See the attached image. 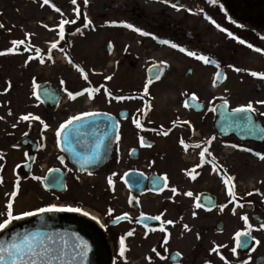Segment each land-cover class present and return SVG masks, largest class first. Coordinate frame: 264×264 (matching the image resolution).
I'll list each match as a JSON object with an SVG mask.
<instances>
[{"label":"flooded vegetation","instance_id":"flooded-vegetation-1","mask_svg":"<svg viewBox=\"0 0 264 264\" xmlns=\"http://www.w3.org/2000/svg\"><path fill=\"white\" fill-rule=\"evenodd\" d=\"M22 1L32 3L35 13H40V11L45 13V18H38L33 23L54 32L55 36L50 40L49 45L54 41H59V43L57 48L52 50V57L59 51L63 58L61 62L65 67L74 68L71 71L75 72L78 69L74 65L85 67L88 79L85 80L81 74L77 75V78L71 79L63 75L49 76L43 71L42 74L34 72L28 74L29 90L26 105L14 106L6 112L7 114L11 113L10 117L13 115L15 120L0 122V177L3 178V183H0V213L5 212L9 199L14 201L13 213L15 215L24 211H35L37 208L50 204L60 205L54 200V197L62 198V196L72 193L73 203L65 205L81 207L83 211L90 214L87 216L90 219L93 212L99 211V217L94 221L104 227L113 254V264H134L131 263L128 256V250L123 258L119 257V239L129 230H134L130 237L136 238L142 228L155 229L151 232L160 238L155 245L156 252L159 253L160 264L163 260L169 264H205V262L217 264L213 257L221 258L218 251H211L199 259L193 255L187 257L177 250L167 252L165 249H160L165 236V232L159 230L161 221H154L146 227V224L141 221L140 214L155 216L164 213L161 218L163 221L167 214L166 211H168V205H173L176 209H180V207L190 209V205L188 208H184L181 204L176 203V198L180 197L183 188L188 187L187 184H193L194 181L197 182L201 179L205 180L207 187L199 190L197 197L194 194L188 197H191L190 199L196 204L200 193L216 196L217 201L214 208L207 210L199 207L206 213H213L215 208L222 204L219 194L222 193L221 188L226 185L224 181L227 176L233 177L234 182L235 179H238V153L258 158L253 153L264 154V139L262 141H241L233 134H219L214 126V118L216 107L223 102V99L219 101L211 98L204 100L201 96L196 95L197 100L204 104V108L199 106L197 108L184 107L185 101L193 94L192 92L188 93L193 82V65H188L183 71L181 69L180 74L176 73L175 66L177 64L169 63L165 58L162 61L166 63L151 62L147 66L142 65L140 68L142 80L134 81L129 88L127 81L119 82L115 79V67L120 69L121 65L127 62L130 69H138L136 62L138 60L115 59L111 53L115 49L125 50L145 46L146 40L167 39L187 50L202 51L204 55L211 46H214L218 51L238 50V48L250 49L259 63L264 64V15L246 20L247 16L242 14L238 8L228 10L223 0H217L218 3H209L208 0H168V2H162V0H88L86 5L84 0H77L75 5L71 3V0H49V4L43 7L41 6L43 0H13L15 5ZM147 1L159 4V10H145L144 6ZM91 2H94L93 12L89 9ZM173 3L177 5V8L171 6ZM53 5L59 7L61 11L56 12ZM221 7L226 9L225 12ZM75 9L79 10L80 17L76 20V24L65 26L64 39L61 40L58 36L59 22L61 19H75L77 15ZM85 15L91 21L88 27L83 26ZM206 17H210L215 22L219 20L224 23L223 25L219 24L220 28L215 29L216 33L213 39L216 42L214 43L209 28L210 20ZM21 19H24V16ZM112 21L117 23L113 25ZM120 22L131 23L152 35L141 36L131 29L120 26ZM242 24L248 26L245 27ZM44 25L48 27L46 28ZM77 28H80V32L76 31ZM221 28L225 31H221ZM25 32L35 33L31 27ZM228 32L245 40V44H240L238 40L229 37ZM128 33L133 35V42L125 38ZM152 36H156L158 39L154 40ZM31 38L28 37V41L33 46L39 47L35 41L33 42L37 45L32 43ZM137 39L140 41H136ZM85 40L91 41V45L95 49L104 51L103 60L90 65L91 73L86 68L88 65L84 64L86 59L81 57L78 52ZM109 42H111V46H109ZM248 44H252L253 47L249 48ZM160 45L163 47L162 49L171 48L169 45ZM84 47L86 48V46ZM257 47L261 48V52L254 50ZM49 48L50 46L48 50ZM60 48H63V51H60ZM21 49L26 53L27 59L30 55H35L34 52L25 51L24 46H21ZM48 50L41 49L46 59ZM58 59L60 58L53 57L52 62L56 63ZM35 60H27L28 65L30 66ZM69 60L72 62L69 63ZM152 66L161 68L160 79L149 84L148 95L145 96L143 88L150 80L148 70ZM208 66L206 65V67ZM174 68L175 73H173ZM188 69L190 72L187 74ZM220 69L226 71V65L221 66ZM64 70L66 71V68ZM106 76H111L112 79L105 80ZM61 80L65 82L63 85ZM79 80L81 82L84 80L85 84H80ZM260 80L258 77H254L252 80L255 82L254 90L258 94H262L264 90L263 84H258ZM164 81L168 83L166 87L162 86ZM33 82L37 87L41 86L42 98L39 100L33 95ZM225 83L226 81L220 86L215 84V88L222 89ZM100 86H103L101 92L96 95L94 100L87 99L86 94L76 100H70L65 91L67 89L77 92L83 88ZM104 88L110 91L113 96H131L134 99L117 101L105 96ZM168 91H170V99H167L166 96ZM255 101L258 100H254L253 103L257 111L253 113L264 126V117L260 115V112H264V105L256 104ZM116 104L119 105L117 109L115 108ZM246 104L244 102L233 105L229 101V108L233 109ZM137 109H143L147 115L138 112ZM122 110L128 112L124 119L119 116ZM84 111L105 112L120 121V139L114 143L108 163L100 169L88 173H80L71 167L66 155L60 151L57 145L55 134L61 123ZM28 113L39 116L48 127L45 128L36 120L23 121L20 119L21 116ZM212 117L213 120H211ZM137 118L141 120L144 128L157 131L137 129L132 123V120ZM163 131H168L169 134L167 136L158 134ZM141 136L144 137L146 143H150L152 146H141L139 142ZM213 137L214 139H212ZM181 139L189 145L186 150L179 142ZM208 141L210 143H207ZM197 144L200 145V148L195 147ZM232 145L238 147L234 148ZM248 145L250 146L248 147ZM205 147L208 148L211 156H206L205 161L202 162L199 152ZM243 148H250L252 152H245L242 150ZM213 159L216 162L215 165L212 163ZM245 160V164H248L249 159ZM197 165L201 166L197 167ZM51 170H57L58 174H64L65 190L60 192L43 186V179ZM114 172L117 174L112 177L114 187H109L107 178ZM165 176L167 177L166 181L163 179ZM192 176H196V179L193 180ZM33 177H40V180L33 179ZM136 177L141 178V192L131 187ZM153 177L160 178L163 184H153ZM177 177L180 182L176 181ZM17 179H19V192L15 198H12L10 194L15 190L14 185ZM181 179L185 181V184ZM35 184L41 188L44 197L39 192H35ZM235 184L237 185V180ZM172 187L177 189V194L174 195L171 192ZM147 194L158 198L156 205L159 210L156 212L146 211L145 196ZM121 196H124L125 199ZM50 197L53 198L50 199ZM35 204L37 205L35 206ZM97 204L100 206L98 207ZM110 208L113 210L111 216L108 214ZM123 213H128L130 219L116 223L114 218ZM250 216L254 224L250 229L244 227L240 231L250 232L252 242L246 250L238 247L236 264H244L245 261L247 264H258V257H264V253L257 254L256 252V237L259 235L258 231L263 230L260 228V224L264 223V205L260 206L257 211H252ZM4 218V215H0V222ZM138 220L140 222H137ZM16 221L18 220L12 221L11 224ZM220 224H222L221 228ZM216 228L222 231L224 223L219 221ZM130 237H126V240ZM177 252L180 255L173 258V254ZM200 252L205 253L203 250ZM152 254L151 250L144 258L151 259Z\"/></svg>","mask_w":264,"mask_h":264},{"label":"rangeland","instance_id":"rangeland-1","mask_svg":"<svg viewBox=\"0 0 264 264\" xmlns=\"http://www.w3.org/2000/svg\"><path fill=\"white\" fill-rule=\"evenodd\" d=\"M27 2L28 1H22L15 5L13 0H0V23H3L5 26L3 29H0V51L11 47L10 41L13 39H25V30L29 27L35 32L31 33L34 35L30 36V38L32 37V43H37L39 48L45 49V51L48 50V47L50 46L49 42L55 36L54 32L46 30L33 23V21L38 18H45V13L41 11L40 13H35V8L32 3ZM144 7L145 10H159L160 8L159 4L152 1H147ZM94 8V2H91L89 9L93 12ZM23 16L24 19H21ZM217 24L223 25L224 23L216 20L215 24L211 22L209 24L213 43L216 42L213 37L216 33L215 29L217 28ZM8 29H11V31ZM125 38L130 42L134 41L132 34L128 33ZM136 41H140V39H137ZM146 41L147 44L145 46L127 48L125 50L115 49L111 53V56L115 57V59L138 60L136 61L138 69H130L127 62L121 65L120 69L117 66L115 67V79L119 82L122 80L127 81V86L129 88H131L134 81L140 82L142 80V72H140L142 65L147 66V64L151 62H161L162 59L165 58L169 63L174 65L177 64L175 68L176 73L178 74H180L181 69L183 71L188 65L194 66L193 82L188 93H195V95L201 96L204 100L209 98L216 101L227 99L233 105L236 103H248L249 101L254 103V100H264V90L262 91V94L255 92V82L252 81L254 77L250 75L252 71L264 72V64L259 63L250 49L238 48V50L218 51L214 46H211L205 51V54L219 64V68H217L215 64H205L202 61H198L195 58L186 55V53H181L178 49H162L163 47L156 40L152 41V39H150ZM84 46H86V48ZM21 50L20 47L15 53L0 55V117H2L0 122L15 120L13 115L10 117L6 112L14 106L26 105L29 90V84L27 82L28 74H31L32 72L42 74L41 72L43 71L44 74L49 76L63 75L68 79L73 77L77 78V75L81 74L77 69V72L71 71L74 68H68L63 65L61 62L63 58L60 56L61 53L59 51H57L56 54H53L54 58H60L56 63L45 58L44 64H40L38 60H35L29 66L28 63H25V61L28 60L26 53ZM19 51L20 53H18ZM78 52H80L81 57L86 59L87 64L86 62H84V64L86 66L88 65L86 68L90 73V69L92 68L90 65H92L93 62L98 63L102 61L104 56L103 50L95 49L93 45H91V41L87 40L82 42ZM195 52L204 55L202 51ZM206 65L209 66L206 67ZM223 65H226V83L224 88L216 89L215 86H213V81L216 79V74ZM229 65L232 67H229ZM64 68H66V71ZM175 68L173 73H175ZM235 68H240L242 71L237 72L234 70ZM83 69L85 72V67H83ZM260 81L258 84L262 83L264 87V79H261ZM79 83L85 84V81L83 80L81 82L79 80ZM167 84L168 83L164 81L162 86L166 87ZM5 89H7V91H5ZM176 95L178 94L176 93ZM166 96L167 99L171 98L170 91L166 93ZM118 107L119 105L116 104L115 108L117 109ZM211 120H213V117ZM249 146L250 145H248V147ZM246 158L249 159L248 164H245ZM236 180L237 185L235 184ZM176 181L180 182L178 181V177ZM181 181L185 184L183 179H181ZM235 182L233 179L229 184L225 185L224 188H221L222 193L219 194L222 201L221 205H227V207H225L222 212L219 210L220 206L216 207L213 213H206L200 208H197L195 206V201L190 199L191 197H188V195H185L187 191H191V193L197 197V192L204 187H207L205 180L201 179L197 182L194 181L193 184H187L188 187L183 188L180 197L176 198V203L181 204L184 208H188L190 205V209H182L181 207L180 209H176L173 205H168L165 220H173L174 223L164 226L166 229L165 235L167 234L169 239L167 243L163 241L160 249H165L167 252L177 250L187 257L193 255L202 259V255L210 253L213 248H216L219 252L218 255L224 257L223 260L220 257H213L217 264H226V262L227 264H236L235 262L236 260L238 261V254L237 252L233 254L231 249L236 247L235 233L246 227L245 222L241 217L247 215L249 218L248 223L252 226L254 223L250 218V213L252 211H257L258 201L264 204V160L252 157L251 155L238 153V179H235ZM231 184L235 185L236 200H233L230 203L229 201L232 198L227 195V189ZM35 192H39V194L44 197L41 188L37 184H35ZM248 193H251V195H248ZM72 197V193H69L62 196V198L55 196L54 200L59 204H70L74 201L72 200ZM121 197L125 199L124 196ZM51 198L53 197H50V199ZM59 200L64 201L60 202ZM251 200L254 204L249 205L248 201L251 202ZM157 202L158 198L147 194L145 196L146 211L156 212V210H159L156 205ZM239 202H241L240 205H243V207L238 205ZM37 204H35V206ZM97 205L98 207L100 206L99 204ZM233 209H235V214H233ZM193 212L196 213L195 216L192 215ZM219 221L224 223L222 231L216 228ZM185 224L188 225L187 230L183 227ZM137 234L138 236H136V238L130 237L128 240H125L131 263L160 264V259L156 251L153 252L151 259L144 258L149 251L155 248L157 241L160 240L158 235H155L151 230H146L144 228L140 229V232ZM258 234L256 240H259L260 243L256 247L257 254L264 253V229L259 230ZM200 250L205 251V253H201ZM161 264L169 263L163 260Z\"/></svg>","mask_w":264,"mask_h":264},{"label":"snow or ice","instance_id":"snow-or-ice-1","mask_svg":"<svg viewBox=\"0 0 264 264\" xmlns=\"http://www.w3.org/2000/svg\"><path fill=\"white\" fill-rule=\"evenodd\" d=\"M88 0H84L85 5L87 4ZM162 2H168V0H162ZM209 3H215L216 0H208ZM71 3L75 5L77 3V0H71ZM49 0H43V4L41 5L42 7L44 5H48ZM173 8H177V5L175 3L171 4ZM182 6V5H181ZM53 7H55L53 5ZM56 12H60L59 7H55ZM77 15L75 19H61L58 25L59 32L58 36L62 40L64 39L65 35V26L66 25H74L76 24V20L79 19L80 13L78 9H75ZM207 19L210 20L211 23L215 24L214 20H211L210 17H206ZM85 23L84 27H88L91 24V21L88 20L87 16L85 15L84 17ZM113 25H115L117 22L112 21L111 22ZM120 26H123L125 28L131 29L137 33H139L141 36H149L152 35L147 31H143L139 27H135L133 24L128 23V22H120ZM5 26L3 23H0V29H3ZM44 27H48L47 25H44ZM217 28H220V26L217 24ZM11 31V29H8ZM221 31H225V29L221 28ZM77 32H80V28L76 29ZM31 33H25V39H13L10 41L11 47L0 51V55H6L9 53H15L17 52L21 46H24L25 51H31L34 52L35 55H30L28 57V60L36 59L39 61L40 64L45 63V54H42L41 49L39 47L33 46L29 41L28 37H30ZM227 35L231 37L234 40H238L240 44H245V40L239 39L236 37L232 32H228ZM153 39H158L156 36H152ZM158 42L162 45H169L173 49H178L181 53H186V55L195 58L198 61H202L205 64H215L217 68H219V64L216 63L215 60L210 59V57L202 54H197L195 51H190L185 49L184 47L179 46L176 43H172L167 39H158ZM59 41H54L51 43L50 48L48 50L47 55V60L51 61L53 59L52 57V50L56 49L58 46ZM109 46H111V42H109ZM249 48H252V44L247 45ZM256 52H261V48L257 47L254 49ZM60 51H63V48H60ZM72 61L69 60V63ZM27 63V61H25ZM161 63H166L164 61H161ZM77 67L78 71L81 72V75L85 80L88 79L87 74L84 72V69L81 68L79 65H74ZM229 67H232L229 65ZM237 72L242 71L240 68H235L234 69ZM220 73L218 72L216 74L217 78L220 77ZM251 76L253 77H258L260 79H264V72H256L252 71L250 73ZM105 80H111V76H106L104 77ZM155 79L158 80L160 79V74L157 72ZM153 81L149 80L143 88L144 95H148V88L149 84H151ZM65 82L61 80V84L63 85ZM216 80L213 81V86H215ZM10 86V85H9ZM37 85L35 82H33V95L36 96V99L39 100L40 97L36 94L35 88ZM100 87H87L83 88L80 91L77 92H72L68 91L65 89L67 96L70 100H76L78 97L84 96L86 94L87 99L89 100H94L96 95L101 92ZM7 91V89H5ZM47 94V93H46ZM104 95L107 97H110L112 99H115L117 101H122L126 99H134V97L131 96H123V95H116L113 96L110 91H108L106 88H104ZM192 100H196L197 97L195 93H193L190 97ZM256 104L264 105V100H258L255 101ZM229 104V101L227 99H223V105L224 108L227 109ZM184 107H190V104L185 101ZM198 107V105H197ZM138 112H141L144 115H147V112L144 111L143 109H137ZM213 111L215 109L213 108ZM257 109L254 107V104L252 101H249L246 105H241L237 108L231 109V111H224L222 112V116L224 117L225 120L233 122V123H243V127L248 129L250 132L256 130V126L252 122V118L250 113L256 112ZM11 114V113H9ZM238 114H244L243 116H239ZM97 115H102V113L99 112H91V111H84L81 112L77 115L69 117L66 121L61 123L59 127L56 129V137H57V145L59 146L61 143V139L66 141L69 145L68 150L73 153L74 156H77L78 159H82L83 164H90V163H95L97 160L101 158V149L104 147L103 144V139L98 140L95 145L93 146L91 153L88 155L80 156V154L76 153L72 144V139H70L71 132L66 130L70 129L71 126L74 124L77 125L76 131L79 132V127H83L85 125L79 124V122L87 120L89 117L97 116ZM261 116H264V112H260ZM2 119V117H0ZM21 120L23 121H29V120H36L39 121L41 124L44 125L45 128L48 127L47 124H44V121L41 120L39 116H34L32 113H28L26 115H23L20 117ZM132 123L135 125L137 129H140L141 131H157L156 129H147L143 127V124L140 119H133ZM15 127V125H13ZM117 128H119V124L116 125ZM170 131V130H169ZM261 133H264V129L259 130ZM158 134H162L164 136H167L169 134L168 131H163L158 132ZM264 138V137H262ZM117 141L120 139L119 135L117 134L116 136ZM214 139V137L212 138ZM139 142L141 146L143 147H151L152 145L150 143H146L145 139L143 136L139 137ZM180 144L185 148V150L189 147V145L185 144L184 140L181 139ZM207 143H210L208 141ZM196 148H200V145L197 144L195 145ZM232 147H238L237 145H232ZM245 152H252V149L250 148H243L242 149ZM255 156H257L259 159L264 160V154H261L260 152H254L253 153ZM199 156L202 162L205 161L206 156H211V153L209 152L208 148L205 147L202 151L199 152ZM61 163H63V160H61ZM212 163L215 165V160H212ZM201 165H197V167H200ZM91 174V173H89ZM117 175L115 172L111 174L107 178V183L109 187H114V182L112 177ZM127 175V174H125ZM193 180L196 179V176L191 177ZM33 179L40 180V177H33ZM165 181L167 180V177L165 176L163 178ZM234 179L233 177H228L225 179V184H229V182ZM160 178H155L153 179L152 183L157 184ZM139 182V181H138ZM0 183H3V178L0 177ZM15 190L11 192V197L15 198L18 195L19 192V179H17L15 185H14ZM171 192L175 195L177 194V189L175 187L171 188ZM6 195H8L6 193ZM185 195L191 196L192 193L188 192L185 193ZM227 195L232 198L229 202L231 203L233 200H235V185L231 184L228 189H227ZM248 195H251V193H248ZM13 199H9L6 204V209L4 213H0V215H4L5 218L0 222V230L6 229L14 220H19L23 217H31L35 216L38 213H48V212H69V213H80L84 216H89L90 214L87 211H83L81 207L78 206H72V205H56V204H50L45 207H40L35 209V211H24L19 214L13 213ZM197 208L201 207L199 203L195 205ZM227 207V205H220L219 210L222 212L224 208ZM240 207H243V205H240ZM112 209L110 208L108 210L109 216H111ZM233 214H235V209L232 210ZM164 213H160L159 215L155 216H147L144 213H141L140 216L143 220H150V221H161V226H160V231L161 232H166V229L164 225H171L174 223L173 220H163L162 221V216ZM193 216L196 215L195 212L192 213ZM91 219L97 220L96 216H92ZM117 222L120 220H129L130 217L128 213H123L121 216H116L114 218ZM241 219L245 222V225L248 229H250L252 226L248 223L249 218L247 215H244L241 217ZM99 222V221H97ZM137 222H140L139 220ZM103 227V225H101ZM147 227V225H145ZM184 229H188V225H183ZM260 228L264 229V223L260 224ZM152 231H155V229H151ZM134 230H129L124 236H121L119 239V257L123 258L125 256L126 251L128 250L125 244L126 237H130L133 235ZM248 235L247 231H237L235 233V239H236V245L237 247L241 248H249V243L247 239H242V237H246ZM74 240L69 243L68 240H65L63 237H60L57 239L56 235L54 234H48L46 232H40V231H35V232H23V233H14L12 236V239L10 241H0V264H84V262L87 260L88 254L90 252V245L86 240H84L82 237L79 235L73 233ZM164 242L167 243L169 236L166 234L164 237ZM260 243L259 240L256 241V244L258 245ZM237 247H233L231 251L233 254L236 253ZM153 252L156 251L155 248L152 249ZM213 252L217 251L216 248L212 249ZM159 255V253H157ZM177 256L180 255V253H176ZM221 259L223 260L224 257L221 256ZM205 264H208V262H205ZM227 264V262H226ZM244 264H247L245 261ZM264 264V262H262Z\"/></svg>","mask_w":264,"mask_h":264},{"label":"water","instance_id":"water-1","mask_svg":"<svg viewBox=\"0 0 264 264\" xmlns=\"http://www.w3.org/2000/svg\"><path fill=\"white\" fill-rule=\"evenodd\" d=\"M226 4V8L228 10H232L234 8H238L242 14L247 16L246 20H252L255 16L264 15V0H223ZM150 79L155 80V76L157 72L160 74V68L157 66H153L148 70ZM190 72L188 69L187 74ZM220 77L218 79V85L224 79V71H220ZM41 86L37 88V95L42 96ZM39 96V97H40ZM41 98V97H40ZM187 102L192 107H196L197 105L200 108H203V105L198 103L197 100H192L190 98L187 99ZM230 111L224 108L223 104L218 105L216 115L217 118L215 120V127L217 128L220 134H229L234 133L240 139H256L258 136L259 140H263L264 133H261L259 130L264 129L262 127L261 122L254 119L252 113L248 114L252 118L253 124L256 126L255 131H249L248 129L243 127V123H233L227 121L222 116V112ZM102 115H97L93 117L87 118V120L79 122V124L85 125L83 127H79V132L76 131L77 125H73L70 129L66 130V132L70 131L72 139V146L76 153L80 154V156L88 155L91 153V150L95 143L103 139L104 147L101 149V158L97 160L95 163L83 164L82 159H78L77 156H74L71 151L68 150L69 145L66 141L61 139V143L59 145L60 149L67 155L70 164L73 168L78 171H93L100 168L102 165L107 163L109 160L112 147L116 136L118 134L119 128L116 127L118 124V120L111 114L99 112ZM128 112L126 110L121 111V117H125ZM239 116H243L244 114H238ZM135 181L132 182L131 187L133 189L141 192L142 184L141 178L136 177ZM155 177L152 178V180ZM139 181V182H138ZM44 185L56 189L58 191H62L64 189V174L57 173L56 170L48 173L46 178L44 179ZM157 184H163V181H158ZM216 196L210 195L209 193H202L198 196L197 203L202 205L207 209H212L216 204ZM141 221L145 224H150L154 221L143 220ZM117 222V221H116ZM119 222V221H118ZM222 227V224L219 225ZM46 232L48 234L56 235L57 239L63 237L65 240H68L71 243L74 240L73 233L79 235L84 240L88 242L90 245V252L88 254L87 260L84 264H111L112 256L109 245L106 240V236L103 233L101 227L94 221L89 220L81 215H77L74 213H65V212H48V213H38L35 216H31L22 220H19L11 225H9L6 229L0 232V241H10L14 233H23V232ZM242 239H247L250 245L251 237L248 233L246 237H242ZM241 248V247H240ZM245 249V248H241ZM178 257L176 253L173 254V258ZM264 257H260L257 262L258 264H262Z\"/></svg>","mask_w":264,"mask_h":264}]
</instances>
